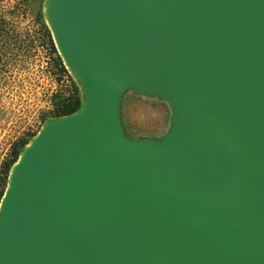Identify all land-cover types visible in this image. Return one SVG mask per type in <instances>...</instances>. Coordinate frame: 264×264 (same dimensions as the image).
<instances>
[{"label":"water","instance_id":"95a60500","mask_svg":"<svg viewBox=\"0 0 264 264\" xmlns=\"http://www.w3.org/2000/svg\"><path fill=\"white\" fill-rule=\"evenodd\" d=\"M81 109L0 203V264H264V0H45ZM165 104L131 135L124 104Z\"/></svg>","mask_w":264,"mask_h":264},{"label":"rangeland","instance_id":"374dc122","mask_svg":"<svg viewBox=\"0 0 264 264\" xmlns=\"http://www.w3.org/2000/svg\"><path fill=\"white\" fill-rule=\"evenodd\" d=\"M45 0H0V50H4V73L0 75V165L14 142L40 131L51 113V96L63 94L68 83L57 84L50 75L44 54L20 52L18 33L33 28ZM24 49V47L22 48ZM168 107L156 101L129 97L124 120L131 135L160 134L168 126Z\"/></svg>","mask_w":264,"mask_h":264},{"label":"trees","instance_id":"16d2710c","mask_svg":"<svg viewBox=\"0 0 264 264\" xmlns=\"http://www.w3.org/2000/svg\"><path fill=\"white\" fill-rule=\"evenodd\" d=\"M22 36L24 40H21L19 48L20 52H24L29 55L34 51H36V53L41 51L44 54L47 65L51 68L50 75L56 79V83L60 85V83L64 82V80L68 83L64 94L60 90L51 96V113H49V117L44 120L43 124L48 119L62 118L78 112L82 107L80 89L59 55L51 31L46 23L43 9L36 25L33 26V28L27 29L26 33H18V37L22 38ZM23 47L24 49H22ZM4 56V50H0V75L4 73ZM38 132L18 138L12 145L5 160L1 163L0 203L8 186L10 172L14 164L18 161L25 146L38 134Z\"/></svg>","mask_w":264,"mask_h":264}]
</instances>
